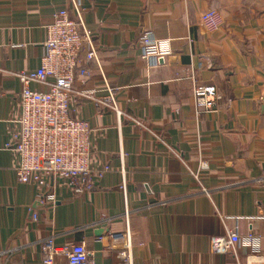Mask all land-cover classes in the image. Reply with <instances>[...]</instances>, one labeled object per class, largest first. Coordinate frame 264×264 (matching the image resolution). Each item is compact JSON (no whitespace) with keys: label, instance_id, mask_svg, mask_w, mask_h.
Instances as JSON below:
<instances>
[{"label":"crops","instance_id":"obj_1","mask_svg":"<svg viewBox=\"0 0 264 264\" xmlns=\"http://www.w3.org/2000/svg\"><path fill=\"white\" fill-rule=\"evenodd\" d=\"M72 1L0 0V264H40L48 238L83 244L94 264H264V0H76L89 77L73 85L70 116L91 130V171L108 170L81 193L50 180L54 202L38 204L5 146L18 74L39 67L58 11L76 20ZM210 10L222 18L214 34L198 25ZM144 33L170 54L143 59ZM192 77L216 88L215 111L197 110ZM108 95L117 112L96 104ZM229 232L259 237L262 258L242 245L213 253L211 240Z\"/></svg>","mask_w":264,"mask_h":264},{"label":"built area","instance_id":"obj_2","mask_svg":"<svg viewBox=\"0 0 264 264\" xmlns=\"http://www.w3.org/2000/svg\"><path fill=\"white\" fill-rule=\"evenodd\" d=\"M72 5L76 20L71 19L65 10L58 11L52 23L45 28L39 67L33 72L18 74L21 84L19 115L13 121L9 143L5 146L17 157L14 167L17 182L32 184L37 188L38 204H45L46 200L53 204V198L45 193L50 180L57 179L71 192L81 193L92 191L95 179H101L108 170L104 167L95 173L91 171V130L85 121L70 116L73 85L75 82L84 85L89 77L87 68L78 65L79 53L88 42L89 34L83 29L79 3L73 0ZM198 25L206 33L214 34L222 26V18L217 11L210 10L199 17ZM139 43L143 59L153 56L162 61L170 54L167 43L159 42L150 33L142 34ZM95 60V50L90 47L86 62ZM190 80L197 110L215 111L221 101L216 88L201 84L193 77ZM31 83L44 85L46 90H31ZM85 95L92 98L91 93ZM95 102L116 111L111 95ZM33 220L36 221L37 217L33 216ZM119 239L120 236H114V240ZM258 242L259 237L251 232L243 239L229 232L227 238L212 239L210 247L213 253L224 254L234 245H242L251 249L249 257L261 259L262 256H258ZM63 259L64 264H94L83 244L56 247L51 238L42 243L40 264H63Z\"/></svg>","mask_w":264,"mask_h":264},{"label":"water","instance_id":"obj_3","mask_svg":"<svg viewBox=\"0 0 264 264\" xmlns=\"http://www.w3.org/2000/svg\"><path fill=\"white\" fill-rule=\"evenodd\" d=\"M99 234H101V232Z\"/></svg>","mask_w":264,"mask_h":264}]
</instances>
